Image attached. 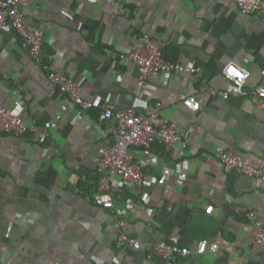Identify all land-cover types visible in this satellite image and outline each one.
I'll return each mask as SVG.
<instances>
[{
    "label": "crops",
    "instance_id": "crops-1",
    "mask_svg": "<svg viewBox=\"0 0 264 264\" xmlns=\"http://www.w3.org/2000/svg\"><path fill=\"white\" fill-rule=\"evenodd\" d=\"M26 20L44 32L43 57L65 74L76 71L88 110L66 103L57 85L23 50L14 29L0 25V99L25 105L29 127L22 135L0 133V264H168L155 252L161 241L195 250L201 240L221 253L192 252L176 260L189 264H264V244L255 240L248 213L264 222V180L224 166L220 149L233 150L264 172V112L251 90L262 81L264 21L243 13L231 0H33ZM162 40L164 55L183 64L195 61L199 74L176 71L140 83L138 67L124 55L142 44V35ZM54 37L51 46L47 40ZM250 70L246 94L223 97L226 67ZM195 96L201 107L182 100ZM161 103L154 123L164 118L189 139L183 165L178 146L135 148L144 165L140 188L120 178L117 207L136 202L124 225L94 202L100 173L99 145L112 143L97 128L100 114L135 105L148 114ZM61 126L45 142L46 120ZM171 178V170L179 169ZM121 229L140 248H117ZM6 260L3 261V258Z\"/></svg>",
    "mask_w": 264,
    "mask_h": 264
},
{
    "label": "built area",
    "instance_id": "built-area-1",
    "mask_svg": "<svg viewBox=\"0 0 264 264\" xmlns=\"http://www.w3.org/2000/svg\"><path fill=\"white\" fill-rule=\"evenodd\" d=\"M243 13H260L264 21V0H231ZM33 0H0V25L8 26L16 32L19 37L23 50L34 59L37 65L44 70L49 79L58 87V93L66 103L78 105L83 110L92 109L96 104L93 101L85 99L82 88L76 80V71H70L65 74L52 66V60L55 55H50V61L45 62L43 57L44 32L38 26L32 25L26 20V7ZM54 37L47 40L49 45L54 44ZM164 42L155 41L149 34L142 35V44L132 49L124 55V61L134 63L140 72V83H144L151 75H168L176 71L187 70L194 74H199L201 69L195 61H188L183 64L178 61H171L164 55ZM236 69L235 72L231 69ZM239 73V74H237ZM224 75L228 80V87L223 91L225 99L234 94H246L245 85L251 75L250 70L246 68H236L234 66L226 67ZM262 81L257 84L250 93L252 102L264 112V68L261 69ZM182 103L192 111L201 107V101L195 96H188L182 100ZM161 103H156L155 109L148 114L139 113L135 105L114 111L110 108L104 110L99 117L97 128L101 131L103 137H107L109 131L102 127L104 121L109 123L110 129L115 135V141L112 143L102 142L96 152L95 164L100 176L97 181L94 194V202L109 210L118 219L119 225H124L120 217L128 210L133 209L136 202H127L123 207H117L114 200V191L119 179L134 183L140 188L144 181V165L136 159L135 148L153 150L161 146L171 149L177 145L175 159L178 165H183V155L189 144V139L183 136L177 128V124L167 118H164L158 125L154 123L157 117V111ZM25 105L22 100L15 99L11 107H7L0 99V133H15L22 135L27 131L29 125L24 118ZM60 115L52 120H46L42 126H33L40 131V142H45L50 135V130L60 128ZM158 150V149H157ZM222 164L230 169L237 168L242 173L250 177H260L264 180V172L261 168L253 165L243 159L242 155L233 150L220 149L217 153ZM178 172L179 169L171 170L169 177ZM249 218L255 225V240L264 244V222L260 220L255 211L248 213ZM117 248L128 245L131 248H140L141 242L121 229L116 241ZM154 250L160 254L168 264H189L186 261L176 260L178 255L188 256L192 252L205 253L211 251L221 253L220 245L217 242H210L208 239L201 240L197 248L193 251L189 247H180L177 244H171L167 241H161L155 245ZM6 257L3 258V261Z\"/></svg>",
    "mask_w": 264,
    "mask_h": 264
},
{
    "label": "trees",
    "instance_id": "trees-1",
    "mask_svg": "<svg viewBox=\"0 0 264 264\" xmlns=\"http://www.w3.org/2000/svg\"><path fill=\"white\" fill-rule=\"evenodd\" d=\"M161 148L164 149V147H159V148H158V151H160V152H164V150H162Z\"/></svg>",
    "mask_w": 264,
    "mask_h": 264
},
{
    "label": "snow or ice",
    "instance_id": "snow-or-ice-1",
    "mask_svg": "<svg viewBox=\"0 0 264 264\" xmlns=\"http://www.w3.org/2000/svg\"><path fill=\"white\" fill-rule=\"evenodd\" d=\"M231 71L235 72V71H236V69H234V68H233V69H231ZM237 74H239V73H237Z\"/></svg>",
    "mask_w": 264,
    "mask_h": 264
}]
</instances>
